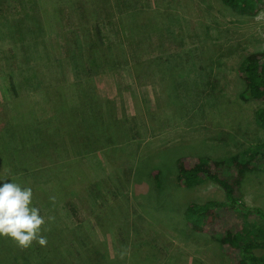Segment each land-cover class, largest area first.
<instances>
[{"label": "rangeland", "instance_id": "1", "mask_svg": "<svg viewBox=\"0 0 264 264\" xmlns=\"http://www.w3.org/2000/svg\"><path fill=\"white\" fill-rule=\"evenodd\" d=\"M54 1L58 0L50 3ZM80 1L96 13L93 17L98 16L97 0ZM113 1L119 13H124L122 19L133 13L127 18L129 40L124 43L115 24L100 27L109 54V44H117L110 61L135 59L133 51L140 41L139 57L161 56L170 63L169 68L179 65L181 71L165 81L157 82L156 75L152 84L138 85L127 73L128 67L103 65L92 69L88 85L103 100L102 119L108 122L110 116L115 132L121 128L113 115L125 125L128 122L129 142L118 140L114 149L99 153L105 165L102 171L98 157L86 158V148L79 146L85 143L81 131L69 128L72 134L65 132L60 147L68 157L65 163L53 150V161L46 158L45 168L29 176L30 180L36 184L50 182L52 187L60 181L56 178L63 180L57 174L59 167L63 166L66 173L76 171L80 183L67 188L72 189L69 194L78 192L86 203L80 206V214L91 223L87 234L99 249L97 238L107 245L114 264H229L216 241L189 229L186 214L191 202L223 200L225 193L210 181L192 189L179 187L177 160L185 156L213 160L239 157L245 162L264 144V124L255 117L264 103L240 98L244 91L240 68L245 58L264 51V10L256 16L244 15L226 7L222 0ZM59 2L64 7L68 0ZM63 7L64 13H57L54 7L47 9L45 19L54 24L44 30V18L35 1L0 0V104L16 108L31 123L54 114L50 94L57 82L73 83L85 77L73 59V52H80L73 44L80 18L71 8ZM188 61L191 67H187ZM213 66L220 82L217 90L207 78ZM11 78L18 99L11 90ZM6 114L0 107L3 122ZM97 140L95 137L93 141ZM82 156V163L70 162ZM156 170L160 171L158 182L152 175ZM241 191L248 206L264 208V170L248 175ZM66 195L65 202L71 201ZM65 202L61 201L52 216L48 206L45 208L47 203L44 208L38 200L34 205L47 226L52 224L51 217H57L58 227L66 233L60 240L61 248H75L67 254V264H89L74 231L77 222ZM240 227L245 239L264 235V222L256 215L244 212Z\"/></svg>", "mask_w": 264, "mask_h": 264}, {"label": "trees", "instance_id": "2", "mask_svg": "<svg viewBox=\"0 0 264 264\" xmlns=\"http://www.w3.org/2000/svg\"><path fill=\"white\" fill-rule=\"evenodd\" d=\"M31 1H35L40 8L44 18L42 19L44 30L51 28L54 24V21L45 19V15L48 13L47 9L54 7L57 13H64L61 8L63 4L59 0L53 3H50V0ZM97 2L98 6H95L99 8V12L96 17H93L96 13H91L88 6L83 7L80 0H68L64 6L77 12L80 18L76 32L73 33L75 35L73 44L75 49L80 52L75 51L76 54L73 52V59L74 62L81 65L79 70L85 77L73 83H56L53 93L50 94L55 108L54 114L42 120L35 118L31 123L21 113L16 112V108L0 104V107H3V110L7 112V118L4 122L0 117V180L31 187L34 193L33 203L37 200L41 203H47L46 206L44 203L42 208L48 206V214L56 210L61 201L65 202L67 193L71 201L65 203L77 222L74 231L77 233L80 249L83 251L87 262L89 264H114L116 261H113L109 255L107 245L97 238L96 242L100 245L99 249L87 234L91 223L89 220H84L80 214V206L86 205V203L81 199L78 192L77 195L71 194L70 196L69 191L72 189H67L79 185V174L71 170H67L66 173L63 166L59 167L57 174L63 180L56 178L60 181L52 187L49 186L50 182L36 184L30 180L29 176H34L38 171L45 168L46 158L53 161V150L60 161L63 160L62 164L65 163L68 157L63 155L60 147L63 146L65 132L68 135L72 134L69 128L76 129L77 133L81 131L85 143L79 146L83 149L86 148L88 153L85 155L86 158L98 157V165L102 171L105 165L99 153L102 154L104 151L114 149L118 140L124 141V143L129 142L126 141L129 135L125 129V126H129L128 122L125 125L121 119L113 115V120L119 123L117 127L121 128L115 132V125L111 122V117L109 116L108 122H105L104 118L102 119L103 112L100 110V104L103 100L98 96L99 93L92 92L88 85V83L90 84L89 75L92 69L101 68L103 65H110L118 69L128 67L127 73L131 74L134 82L138 85H144L152 84L153 77L156 75L159 78L157 82L167 80V76L179 73L181 66L172 64V68H169L170 63L165 62L161 56L148 59L139 57L138 52L142 46L140 41L136 43V49L133 51L135 59L130 58L126 62L125 60L123 62H111L109 56L115 51L113 48L117 44L115 41L109 44V54L104 48L107 43L104 42L100 27L108 23L111 26L115 24L117 28L121 29V37L124 43L129 40L130 29H128L129 19L127 18L131 16L133 11L131 14H125L126 19H122L124 13H119L113 0H97ZM222 2L226 7L244 15L256 16L264 10V0H222ZM100 16L109 19H97ZM116 16H120V19H113ZM129 23L133 24L131 21ZM83 31L88 34H82ZM0 35L3 36L2 28H0ZM92 37L96 38V41L91 39ZM88 39H91L90 43L87 41ZM121 46L128 48L127 45ZM191 60L193 63V56ZM188 62L187 67H191V61ZM174 66H176L175 70H173ZM160 72L162 73L161 76ZM214 72L216 71H214L213 66L207 78L212 82L213 90H217L220 82L214 76ZM240 72L244 81V91L240 94L241 100L264 103V51L249 54L245 58ZM52 77L56 78L54 74ZM170 79L176 80V77ZM10 84L14 96L18 99L19 93L12 78ZM220 90L223 91L224 87H221ZM213 95L215 94L213 93ZM11 109H13L12 113ZM255 117L264 124V108L258 109ZM105 134L107 139L103 140ZM95 137L98 140L94 142ZM99 144L100 147H96ZM83 160L84 156L75 158L70 162L82 163ZM138 164L140 165L141 162ZM177 168L179 187L192 189L202 182L210 181L217 184L225 193L223 200L210 199L202 203L191 202L186 209L189 229L194 233L205 234L216 241L221 252L227 257L229 264H264V235L258 237L254 234L249 239H245L240 227L244 212L256 215L264 222V208L248 206L242 200L241 191L248 175L264 170V144L245 162L241 161L239 157H231L229 160H213L185 156L177 160ZM136 170L134 171L136 172ZM84 174L87 177L85 171ZM138 174L141 172L138 171ZM152 175L158 182L160 171H153ZM52 215L50 214V216ZM92 216L97 219L96 213H92ZM51 223L50 226H47V223L42 226V235L47 240L43 246L38 242H33L31 247L23 248L11 238L0 237V264H62V262L67 264V254H71L75 248L73 245L65 250L61 248L60 240H63V236L66 237V233L58 227L57 217H51ZM55 260L58 262L54 263Z\"/></svg>", "mask_w": 264, "mask_h": 264}, {"label": "clouds", "instance_id": "3", "mask_svg": "<svg viewBox=\"0 0 264 264\" xmlns=\"http://www.w3.org/2000/svg\"><path fill=\"white\" fill-rule=\"evenodd\" d=\"M33 190L15 182L0 180V237L13 239L20 247L47 243L42 235L45 219L33 203Z\"/></svg>", "mask_w": 264, "mask_h": 264}]
</instances>
